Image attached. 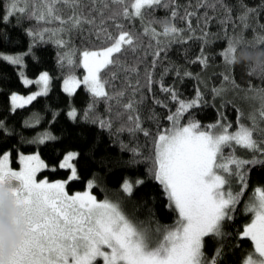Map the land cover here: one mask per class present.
Instances as JSON below:
<instances>
[{
    "label": "snow or ice",
    "instance_id": "1",
    "mask_svg": "<svg viewBox=\"0 0 264 264\" xmlns=\"http://www.w3.org/2000/svg\"><path fill=\"white\" fill-rule=\"evenodd\" d=\"M4 3L5 15L0 17V21L23 14L29 19L54 24V28L43 31L50 32L58 46L68 43L60 37L61 33H70L85 24L95 26L98 38L103 34L107 46L96 50L85 49L79 53L77 66L85 72L82 79L71 74L73 60L67 54L60 57L61 67L65 63L69 66L63 91L71 96L78 87L84 86L90 103L80 118L83 122L98 125L109 136H118L123 132L135 136L142 132L151 139L152 148L149 155L144 157V160L151 161L147 177L161 186L163 198L167 200L165 207L174 211L177 219L172 225L157 222L153 231L144 228L141 222L125 211V200H131L135 189L146 183L144 179L133 181L126 176L118 190L123 196L118 200H111L107 196L98 200L92 194L91 190L97 186L95 174L87 182L85 191L69 194L66 186L80 178L77 168L71 163L78 153H66L58 165L60 169H70L66 180L49 181L46 177L37 178L39 173L49 169L39 152L27 155L19 153L17 160L20 167L14 170L11 167L13 150L10 149L0 154V220L7 221L16 239L5 241L0 238V264H219L223 245L217 247L215 254L209 258L204 251L206 240L219 243L233 235L226 232L224 227L234 220L238 204L248 188L247 169L264 166V86H256L250 80L247 88H242L233 74L234 67L241 65L247 69V75L264 82V60L253 62L239 59L241 52L257 49L264 52V0H259L254 6H250L246 0H236L235 4L228 0H196L192 4L190 0L184 6L183 15L180 14L178 0H87V4L85 0H4ZM97 5L102 7L97 8ZM158 7L169 11V15L163 18L160 31L152 26L153 20L146 22V17ZM201 7L211 9L213 15H208L206 11L203 17H197V25L193 27L191 18L197 15L195 9ZM92 9H96V15H92ZM105 11L108 12L107 16ZM234 11L237 13L235 17ZM117 18H138L144 34L156 40L157 47L152 52L150 68L157 66L158 58L169 45L198 41L200 54L190 62L199 63L202 72L209 67L211 56L206 52V47L212 42L211 37L220 38L218 34L207 31V25L217 20L225 30L224 37L228 41L227 48L219 53L228 71L213 73L222 79L219 87L211 89L212 95L223 99L230 91L243 92L241 99L255 102L258 107L254 104L245 115L244 109L233 100L223 99L221 107L231 104L236 110L235 131H230L233 127L231 122H223L226 117L222 113L218 114L219 119L215 124L202 126L189 117L188 122L182 125L183 116L204 103L208 89L206 80L200 79L202 73L184 72L181 75L178 68L175 69L178 79H196L198 85L204 84V91L196 87L193 98L180 99L177 88L174 85L165 86L163 82L167 68L160 74V81H156L153 72L146 68L143 84L137 80L135 86L128 85L132 88L131 96L127 88L110 92L108 89L112 87V81L118 78L119 72L139 75L136 64L129 65L121 60L124 52L137 51L139 35L134 36L131 31L125 30L123 24L115 23ZM176 19L185 21L186 26L177 27ZM106 20L113 22L117 30L115 34L109 31ZM200 20H203V26ZM229 26L234 30L239 28V31L229 35ZM246 30L253 32L251 40L245 38ZM159 37H164V40L161 41ZM27 54H0V59L22 66ZM20 77L26 86L35 83L41 87L28 96L12 93L9 97L12 112L25 108L49 90L47 72L41 73L35 81L26 78L23 72ZM155 84H159L160 91L177 107L175 112L169 110L165 117L171 122V127L153 136L143 128L139 115L140 106L147 96L141 95L137 100L135 95L142 89L152 93ZM101 102L105 104L106 116L96 114V106ZM152 103L161 108L168 107L164 100L155 95L152 96ZM67 115L73 122L78 119L75 108H71ZM149 119L157 120L154 111ZM245 119L251 122L250 125L244 123ZM25 126H30L28 121H25ZM0 131H8L3 120H0ZM55 139L57 137L46 131L26 142L44 144ZM120 147L132 153V159L124 162L126 165L135 166L143 162L139 146L129 147L121 141ZM225 149L230 151L225 154ZM238 151L246 152L249 156L238 155ZM104 162L105 158L101 157L99 163ZM50 170L55 171L56 168ZM4 201L11 203L14 214L10 215L4 208ZM244 212L250 213L252 218L238 231V237L250 240L252 251L242 264H264V187L253 190L244 205Z\"/></svg>",
    "mask_w": 264,
    "mask_h": 264
},
{
    "label": "trees",
    "instance_id": "2",
    "mask_svg": "<svg viewBox=\"0 0 264 264\" xmlns=\"http://www.w3.org/2000/svg\"><path fill=\"white\" fill-rule=\"evenodd\" d=\"M189 2L190 0H178L181 5L179 9L181 15H183L184 6H187ZM195 2L196 0H191L192 4H195ZM228 2L235 4L236 0H228ZM246 2L250 6H254L259 0H246ZM85 4H87V0H85ZM4 7V0H0V17L5 15ZM101 7V5H97V8ZM88 8H91V5H88ZM195 11L197 15L191 18L193 27L197 25V17H203L206 11L208 15H213L211 9L201 7L196 8ZM104 14L107 16L108 12L105 11ZM236 14V11H234L233 17ZM92 15H96V9H92ZM168 15V10L158 7L152 11L150 16L146 17V22L149 19L153 20L152 26L160 31L161 25L164 23L163 18ZM262 22H264V17H262ZM115 23L123 24L125 30L131 31L134 36L139 35L137 51H127L121 55L122 62L129 65L136 64L139 75L119 72L118 78L112 81V87L108 89L110 92L127 88L131 96L132 88L128 85L135 86L137 80L143 84L146 68L153 72L156 81L161 80L160 74L167 68L168 73L163 76V82L165 86L174 85L180 93V99L190 100L193 98L196 87H200L204 91V84L198 85L196 79L189 77H184L182 80L178 79L175 71L178 68L181 75L184 72L202 73L200 79L206 80L208 89L205 91L204 103L190 109L181 119L182 125L188 122L189 117H193L202 126L215 124L219 119L218 114L222 113L226 117L223 122H231L233 127L230 131H235L236 110L231 104L221 107L223 99L233 100L235 104L244 109L245 115L252 110L254 104L258 107L255 102L241 99L244 95L243 92L230 91L223 99L221 97L214 98L212 95L211 89L219 87L222 79L219 75H213V73L228 71L227 66L223 63V57L219 55L227 48L228 41L224 37L225 30L217 20L214 19L207 25V31L218 34L220 38L211 37L212 42L206 47V52L210 54L211 59L209 60V67L203 72L199 63L193 64L190 62L200 54V42L187 41L183 45L178 43L169 45L167 50L162 52L158 58L157 66L150 68L153 58L152 52L157 47L156 40L144 34L138 18H117ZM175 23L180 28L186 26V22L179 19H176ZM199 23L203 26V20H200ZM106 26L110 32L116 33L117 30L113 27L112 21L106 20ZM54 27V24L29 19L23 14L10 16L7 21H0V54L28 53L23 58L22 66L12 65L0 59V120L4 121L6 129H8L6 132L0 131V154L10 149L13 150L11 166L17 167L19 153L39 152L41 159L49 165V169L42 171L37 177H46L49 181H52L56 179L66 180L70 175V169H60L58 165L66 152L74 151L79 154L73 160V164L77 168L80 178L70 182L66 186V190L69 194L85 191L87 182L93 179L95 174L97 186L91 191L98 200H103L106 196L111 200L121 199L123 193H119L118 190L126 176L133 181L137 178L144 179L146 183L135 189L131 200H125V211L134 220L146 224L151 230H155L157 222L161 225H172L177 219V214L166 209L167 200L163 198L161 186L147 177V169L151 166V161L144 160V157L149 155V150L152 148L151 139L146 138L142 132L136 133L135 136L130 135L128 132L120 133L118 136H109L108 132L100 129L98 125L83 122L80 118L83 117L84 109L90 103V96L84 86L78 87L71 96L63 91L62 81L69 75V66L65 63V66L61 67L60 57L67 54L74 62L71 66V74L80 77L83 69L77 66L80 59L79 53L85 49L96 50L107 46L103 34L98 38L95 26L85 24L82 28L73 30L70 33H61L60 37L68 43L66 46H58L54 42L55 38L51 37L50 32L43 31L45 28L52 29ZM234 31H239V28L235 30L231 26L227 28L229 35H232ZM30 32L39 33V35H30ZM253 35L251 30H246V39L251 40ZM159 39L163 41L164 37H159ZM150 45L151 47H149ZM163 46L162 44L161 47ZM256 51H260V49ZM19 69L28 77H35L41 71H47L50 78L49 90L46 95L38 96L35 101L25 106V108L12 112L9 100L10 94L13 91L25 93L34 87L33 84L27 86L23 84ZM233 74L236 82L242 88H247L250 80L256 86H264V82L258 77L247 75V69L241 65L234 67ZM141 95L147 96L144 104L140 106L139 112L143 128L148 129L153 136L158 131L170 128L171 122L165 117L169 114V110L176 111V103L170 101L167 95L160 91L159 84L153 86L152 93L142 89L140 93L135 95V99L139 100ZM153 95L164 100L168 107L161 108L158 105H153ZM71 108H75L78 112L76 122L68 118L67 113ZM153 111L157 115V120L149 119ZM96 114L106 116L103 102L96 106ZM25 121H28L30 126L26 127ZM244 123L250 125L251 122L245 119ZM46 131L57 137V139L45 141L44 144H29L26 142L33 140ZM114 140L115 143H113ZM121 141L129 147L139 146L143 153V157H140L143 162L135 166L126 165L124 162L132 159V153L121 149ZM93 146H95L94 151H92ZM228 151L230 150L225 149V154ZM101 157L105 158L103 164L99 163ZM52 167H55L56 170H50ZM247 171L249 177L248 188L238 204V211L234 220L226 223L224 227L226 232L233 235L224 238L219 243L214 242L212 239L206 240L204 251L209 258L215 254L217 247L223 245V255L219 259V264H242L244 258L252 251L251 241L247 238L240 239L238 231L242 230L251 218L250 213L246 214L244 212L245 197L250 195L256 186L264 187V166H252Z\"/></svg>",
    "mask_w": 264,
    "mask_h": 264
},
{
    "label": "clouds",
    "instance_id": "3",
    "mask_svg": "<svg viewBox=\"0 0 264 264\" xmlns=\"http://www.w3.org/2000/svg\"><path fill=\"white\" fill-rule=\"evenodd\" d=\"M239 59L251 60L253 62H258L264 60V52L262 51H253V52H241ZM4 208L9 212L10 215L14 214V210L9 201H4ZM0 238H3L5 241L12 240L14 241L16 237L11 232V226L7 223L6 220H0ZM7 253V248L5 249V254Z\"/></svg>",
    "mask_w": 264,
    "mask_h": 264
},
{
    "label": "rangeland",
    "instance_id": "4",
    "mask_svg": "<svg viewBox=\"0 0 264 264\" xmlns=\"http://www.w3.org/2000/svg\"><path fill=\"white\" fill-rule=\"evenodd\" d=\"M1 54H3V55H17V54H12V53H1ZM83 69V68H82ZM19 71H20V73L22 72V70L21 69H19ZM44 72H47V71H41L40 73H38L35 77H28V76H25L26 78H28V79H30V80H33V81H35L39 76H40V74L41 73H44ZM84 74H85V72H84V70L82 71V74H81V76L80 77H78V76H76L77 78H79V79H82L83 78V76H84ZM49 75V74H48ZM67 77V76H66ZM65 77V78H66ZM21 78V77H20ZM64 78V79H65ZM64 79H63V81H64ZM22 80V79H21ZM63 81H62V88H63ZM23 82V81H22ZM33 85H34V87L32 88V89H30L29 91H27V92H25V93H21V92H16V91H13L12 93H17V94H19V95H22V96H28V95H31V94H33V93H35V92H37V91H39L40 90V85H38V84H35V83H33ZM11 93V94H12ZM11 94H10V96H11ZM68 152H74V151H68ZM68 152H66V153H68ZM32 153H35V152H30V153H23V154H32ZM238 155H241V156H243V157H246V156H249V154L248 153H246V152H243V151H238ZM63 160V158L60 160V162ZM59 162V163H60ZM71 163H73V161H71ZM12 167V166H11ZM19 167H20V165L18 164V166L17 167H12L14 170H18L19 169ZM38 178V177H37ZM38 179H44V178H38ZM56 180H65V179H56ZM56 180H52V181H56ZM256 187H263V186H256ZM255 187V188H256ZM254 188V189H255ZM86 190V189H85ZM84 191V190H83ZM83 191H80V192H83ZM252 194H253V191L251 192V194L250 195H247L246 197H245V200H244V203H243V206L245 205V203H247L248 201H249V198L252 196ZM252 218V217H251ZM251 218H250V220H251ZM250 222V221H249ZM142 226L144 227V228H148L149 229V227L146 225V224H144V223H142ZM154 231V230H153Z\"/></svg>",
    "mask_w": 264,
    "mask_h": 264
}]
</instances>
